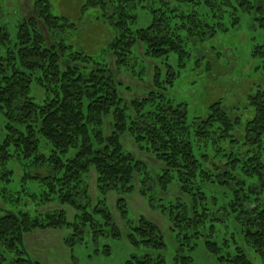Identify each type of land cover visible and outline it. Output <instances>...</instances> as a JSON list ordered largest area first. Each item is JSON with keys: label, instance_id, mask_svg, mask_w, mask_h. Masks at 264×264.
<instances>
[{"label": "trees", "instance_id": "16d2710c", "mask_svg": "<svg viewBox=\"0 0 264 264\" xmlns=\"http://www.w3.org/2000/svg\"><path fill=\"white\" fill-rule=\"evenodd\" d=\"M83 6L99 11L111 27L103 31L100 58L81 45L75 23L52 13L49 0H35L33 13L20 16L13 40L0 26V113L5 130L0 161L7 162L10 148L15 156L31 158L34 168L48 172L40 178L48 188L38 195L41 204L55 201L60 206L38 215L0 213V264L8 254L12 258L7 264H42L26 245V237L35 230L69 229L66 241L71 245L87 229L94 237L122 235L113 223L106 194L131 191L135 174L146 167L123 147V134L163 166L157 176L159 190L168 191L175 181L187 195L186 202H168L159 209L177 239L203 237L204 248L221 264H252L248 248L264 253V75L247 97L252 107L247 118L233 114L219 99L204 118L189 122L184 104H174L165 89L189 57L186 41L195 48L196 42L203 43L222 28L226 15L236 14L234 24L239 14L256 5L251 0H85ZM138 6L150 16L145 27H135ZM137 44L150 63V88L144 97L126 102L116 75L120 68L141 73L136 68ZM170 55L178 60L177 70L169 63ZM158 59L166 66L163 76L159 67L151 74L153 60ZM104 120L109 134L103 131ZM199 142L206 148L201 158L194 152ZM205 160L210 170L204 168ZM91 170L96 197L86 180ZM204 185L223 188L222 201L217 194L209 198ZM116 206L126 214L124 198L118 197ZM65 207L73 210L72 221ZM219 224L229 228V238L220 243L213 239ZM125 236L130 246L143 252L131 254L123 264H165L166 244L156 223L140 215ZM181 258L183 263L192 260L190 255Z\"/></svg>", "mask_w": 264, "mask_h": 264}, {"label": "rangeland", "instance_id": "374dc122", "mask_svg": "<svg viewBox=\"0 0 264 264\" xmlns=\"http://www.w3.org/2000/svg\"><path fill=\"white\" fill-rule=\"evenodd\" d=\"M34 1L0 0V26L10 32L12 40L15 38L16 24L20 16H29L33 13ZM251 1L256 5L255 8L250 12L239 14L237 23H231L236 14L226 15L222 28H217L215 34L203 43L196 42L197 45L194 48L190 42L186 41L185 48L189 51V57L186 58L181 68L178 67L175 55H170V65L175 70L179 68L180 71L172 85L166 86L165 95L174 104H184L189 122L196 118H204L210 104L219 99L229 106L233 114L242 115L243 118L252 115V107L247 105V97L250 92L254 91L260 74L264 75V55H261L258 49L259 45H262L261 49H264V0ZM49 2L54 15H63L69 19L70 23H75L80 28L77 34L81 45L86 47L94 57L100 58L105 38L103 31L107 33L106 31L111 29L108 19L101 17L99 11L83 10L85 0H49ZM257 5H260V9H257ZM135 11L139 17L135 27H145L150 17L148 12L139 6L135 8ZM213 21H215L214 18ZM42 28L45 32L44 27ZM1 52L3 50H0ZM134 52L139 58V60L137 58L136 68L141 73L132 74L120 68L116 75L118 81L121 82L120 96L126 102L131 101L132 98L144 97L150 88L148 81L150 63L148 64L147 59L143 57L139 44L136 45ZM208 64L212 67H208ZM213 66L216 68L214 69ZM157 67L163 76L166 66L161 64L159 59L153 60L151 74L152 70L155 71ZM36 90L37 93L42 92L38 87ZM3 125L4 119L0 113V143L5 135ZM103 131L105 134L110 132V126L106 120H104ZM120 140L125 149L146 164L139 174H135L137 180H132L134 187L131 191H110L106 194V204L112 214L113 223L121 230L122 235L114 238L104 233L94 237L87 229L81 240L71 245L66 241L70 233L69 229L35 230L25 239L31 256L42 264H123L131 254L140 255L143 252L141 247L134 249L130 246L125 236L128 227L138 216L142 215L156 223L163 232L166 246L162 253L165 264H221L216 255L206 251L203 246V237L190 238L189 241L185 239L179 241L180 237L177 239L176 232L171 228L173 227L171 222L166 215L159 212V209L161 206L167 207L168 202L177 200L186 202L187 195L179 190L175 181H172L168 191L159 190L157 176L162 173L163 166L149 152L139 149L127 137V134L121 135ZM194 146L197 158H201L206 148L200 142ZM44 149L46 153H49L48 148ZM9 151L7 162L2 164L0 161V213L27 212L30 215H38L60 208L55 201L47 205H42L40 202L42 196L38 195L48 189L40 178L48 175L47 170L34 168L30 163L31 158L15 156L12 148ZM212 157L213 155L210 158ZM215 159L220 160L219 157ZM205 161L204 168L210 170V163ZM9 170L11 173L8 172ZM86 180L89 183L91 195L96 197L93 170L90 171ZM214 186L204 185L207 196L210 198L217 194L219 201H222L220 192L223 188ZM142 189L144 194L141 196ZM216 190L219 193H216ZM149 195H151L150 200L147 199ZM118 197L126 201L125 215L121 214L116 206ZM65 210L67 219L72 221L73 210L69 207H65ZM214 232L213 239L219 243L222 239L229 238V228L226 229L221 224L216 226ZM189 246H194V248L189 249ZM106 247H108V253L104 251ZM232 248L233 246L230 247ZM247 253L252 264H264V253H255L252 248H248ZM186 255L192 258L189 263L182 262L181 256ZM11 258L12 254L6 255L7 260L3 264H7Z\"/></svg>", "mask_w": 264, "mask_h": 264}]
</instances>
